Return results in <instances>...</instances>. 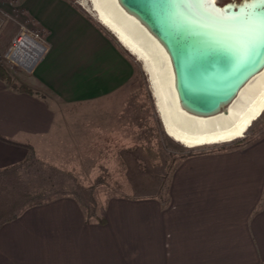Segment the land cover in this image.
<instances>
[{"label": "crops", "instance_id": "1", "mask_svg": "<svg viewBox=\"0 0 264 264\" xmlns=\"http://www.w3.org/2000/svg\"><path fill=\"white\" fill-rule=\"evenodd\" d=\"M0 12L33 21L48 46L31 93L0 79V170L31 149L51 162L43 152L60 144L63 117L54 98L108 102L138 60L77 0H0ZM168 183L164 198L109 197L103 222L71 195L27 207L0 225V264H264V134L183 155Z\"/></svg>", "mask_w": 264, "mask_h": 264}, {"label": "rangeland", "instance_id": "2", "mask_svg": "<svg viewBox=\"0 0 264 264\" xmlns=\"http://www.w3.org/2000/svg\"><path fill=\"white\" fill-rule=\"evenodd\" d=\"M216 2L222 6L228 3L241 4L243 0ZM22 26L32 31H38L39 27L24 16L21 19L0 16V34L4 33L1 43L8 45L0 55V64L8 70L17 85L31 89L25 82L28 83L26 78L35 69L29 72L5 57ZM42 37L45 38L44 33ZM131 56L135 59L132 54ZM136 63L139 73L127 88L115 92V98H110L108 102L68 104L54 98L57 109L63 113L57 135L60 144L56 145L57 149L54 151L43 152L51 160L45 162L49 165L45 166L48 167L45 171L66 181V186L72 178L75 179L78 182L75 186L82 188L83 197L88 194L86 189L93 187L98 214L106 199L111 196L138 194L142 193L140 189L157 190L159 186H163L172 168L190 150L231 146L264 134L263 113L244 138L232 143L197 148H187L176 143L165 133L154 105L148 77L146 73L144 75L141 62L138 60ZM127 98L129 103L119 102ZM148 149H152L155 155L149 154ZM21 175L23 179L34 178L32 175L26 176L24 172ZM8 179L0 178V198H4V193L12 191L10 186L13 184ZM60 196L61 194H57L53 197Z\"/></svg>", "mask_w": 264, "mask_h": 264}, {"label": "water", "instance_id": "3", "mask_svg": "<svg viewBox=\"0 0 264 264\" xmlns=\"http://www.w3.org/2000/svg\"><path fill=\"white\" fill-rule=\"evenodd\" d=\"M119 2L167 49L179 99L193 114L226 111L243 85L264 68V49L260 55L248 52L255 26L246 16L249 5L244 2L222 6L216 0L215 6L201 0Z\"/></svg>", "mask_w": 264, "mask_h": 264}, {"label": "bare ground", "instance_id": "4", "mask_svg": "<svg viewBox=\"0 0 264 264\" xmlns=\"http://www.w3.org/2000/svg\"><path fill=\"white\" fill-rule=\"evenodd\" d=\"M142 64L154 105L166 134L187 148L232 143L244 138L264 113V68L251 77L226 105L211 116L183 108L171 57L162 42L119 0H79ZM27 64V63H26Z\"/></svg>", "mask_w": 264, "mask_h": 264}, {"label": "trees", "instance_id": "5", "mask_svg": "<svg viewBox=\"0 0 264 264\" xmlns=\"http://www.w3.org/2000/svg\"><path fill=\"white\" fill-rule=\"evenodd\" d=\"M0 79L16 90L29 93L32 92V90L26 86L17 85L12 80V76L10 75L8 70L1 64ZM205 150H190L186 154H184V156L195 155L198 153H202ZM130 151L132 150L130 149ZM147 152L152 156L155 155L152 149H148ZM45 162L47 161L39 158L34 152V150L31 149L28 156L23 162L15 166L0 170V178L7 177L9 178L8 182L10 184H13L10 186V190L12 189V191L4 193V198H0V225L3 222L9 221L17 217L27 207L46 203L57 198L53 197L57 194H61V196L71 195L75 197L85 209L87 221H90L91 219H97L98 221L103 222V218L97 213V203L94 196L93 187L89 186L88 189H86L88 190L87 196L83 197V193L81 192L82 188H80L79 185L77 187L75 186L76 184H78L75 179L72 178L70 180L69 185L66 186V181L59 180L57 177L51 176L52 173H47L45 171V169L48 168L45 166H49ZM21 172H24L26 176L32 175L34 178L23 179ZM33 172L36 173L34 174ZM168 185V179H166L164 181L163 186H159L157 190L140 189L139 191L142 193H135L126 196L136 198L143 196H159L164 198V196H166L168 193Z\"/></svg>", "mask_w": 264, "mask_h": 264}, {"label": "built area", "instance_id": "6", "mask_svg": "<svg viewBox=\"0 0 264 264\" xmlns=\"http://www.w3.org/2000/svg\"><path fill=\"white\" fill-rule=\"evenodd\" d=\"M37 30L32 31L22 26L19 34L13 38L5 56L9 62L29 72H33L48 51L46 40L42 37L43 30Z\"/></svg>", "mask_w": 264, "mask_h": 264}, {"label": "snow or ice", "instance_id": "7", "mask_svg": "<svg viewBox=\"0 0 264 264\" xmlns=\"http://www.w3.org/2000/svg\"><path fill=\"white\" fill-rule=\"evenodd\" d=\"M202 3H211L215 6V0H201ZM249 5L246 10L247 18L254 24V35L250 41L248 52L250 55H260L264 49V0H243Z\"/></svg>", "mask_w": 264, "mask_h": 264}]
</instances>
